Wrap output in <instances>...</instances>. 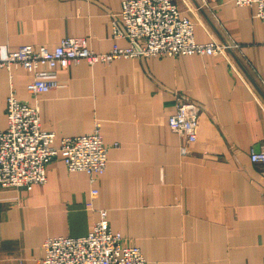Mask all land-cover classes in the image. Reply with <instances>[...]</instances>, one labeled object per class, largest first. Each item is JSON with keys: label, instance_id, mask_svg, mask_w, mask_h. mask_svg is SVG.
I'll list each match as a JSON object with an SVG mask.
<instances>
[{"label": "crops", "instance_id": "crops-1", "mask_svg": "<svg viewBox=\"0 0 264 264\" xmlns=\"http://www.w3.org/2000/svg\"><path fill=\"white\" fill-rule=\"evenodd\" d=\"M123 1L0 0V46L54 50L82 38L96 53L129 47L112 35ZM173 1L194 23L197 43L239 50L39 67L36 76L61 85L39 97L42 129L58 147L99 123L108 167L91 186L57 159L44 185L0 190V264H41L47 239L87 236L100 210L148 264H264V176L250 160L252 149H264V22L256 7L231 0ZM32 80L22 67L0 68L1 131L12 92L35 104ZM176 93L203 110L194 144L168 126Z\"/></svg>", "mask_w": 264, "mask_h": 264}, {"label": "built area", "instance_id": "built-area-1", "mask_svg": "<svg viewBox=\"0 0 264 264\" xmlns=\"http://www.w3.org/2000/svg\"><path fill=\"white\" fill-rule=\"evenodd\" d=\"M231 1L238 7H256V18L264 22V0ZM111 23L113 38L128 41L129 47L96 53L82 38L63 39L54 50L28 45L12 52L0 46V68L11 71L22 67L31 74L33 80L27 85V92L35 100L33 105L24 103L14 92L7 98V128L0 130V190L31 191L35 186L44 185L47 167L57 159L63 160L70 173H86L91 186L107 171L109 147L103 140L99 123L91 134L63 138L58 147L56 135L42 129L39 97L61 85L56 80L36 76L39 67L67 70L81 63L93 66L121 59L218 56L240 48L236 43H197L194 23L182 16L173 0L123 1L121 11L112 16ZM175 97L176 108L168 119V126L187 143L194 144L198 140L203 110L184 95L176 93ZM182 154H186V148H182ZM250 160L261 168L264 176V149H252ZM90 195L95 199L99 191L93 188ZM43 249L41 264H148L140 248L125 244L122 235L112 230L106 210L99 211V219L87 236L49 238Z\"/></svg>", "mask_w": 264, "mask_h": 264}]
</instances>
